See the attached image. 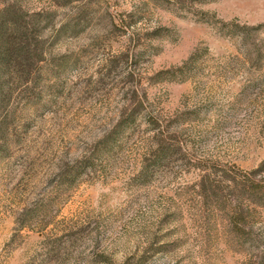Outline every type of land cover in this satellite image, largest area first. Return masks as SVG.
Here are the masks:
<instances>
[{
    "label": "rangeland",
    "instance_id": "374dc122",
    "mask_svg": "<svg viewBox=\"0 0 264 264\" xmlns=\"http://www.w3.org/2000/svg\"><path fill=\"white\" fill-rule=\"evenodd\" d=\"M0 264H264V0H0Z\"/></svg>",
    "mask_w": 264,
    "mask_h": 264
}]
</instances>
